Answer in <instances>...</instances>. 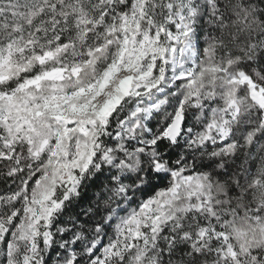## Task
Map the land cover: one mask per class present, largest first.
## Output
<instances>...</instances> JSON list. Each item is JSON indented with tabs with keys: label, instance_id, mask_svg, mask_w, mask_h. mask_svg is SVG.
Returning <instances> with one entry per match:
<instances>
[{
	"label": "snow or ice",
	"instance_id": "6c2138e0",
	"mask_svg": "<svg viewBox=\"0 0 264 264\" xmlns=\"http://www.w3.org/2000/svg\"><path fill=\"white\" fill-rule=\"evenodd\" d=\"M0 264H264V0H0Z\"/></svg>",
	"mask_w": 264,
	"mask_h": 264
}]
</instances>
